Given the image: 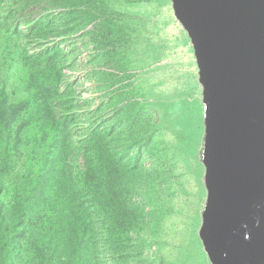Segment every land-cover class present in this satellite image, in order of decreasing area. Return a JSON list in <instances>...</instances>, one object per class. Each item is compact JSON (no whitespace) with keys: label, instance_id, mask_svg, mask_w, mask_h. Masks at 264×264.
<instances>
[{"label":"trees","instance_id":"obj_1","mask_svg":"<svg viewBox=\"0 0 264 264\" xmlns=\"http://www.w3.org/2000/svg\"><path fill=\"white\" fill-rule=\"evenodd\" d=\"M120 1L140 0H0V264H130L135 243L151 238L137 192L148 187L157 211L162 193L149 179L164 169L127 148L143 144L145 129L100 134L92 115L81 124L82 103L63 89L64 51L31 53L18 29L28 24L29 41L101 32L122 41ZM44 15L59 23H39ZM200 107L191 113L196 141Z\"/></svg>","mask_w":264,"mask_h":264},{"label":"rangeland","instance_id":"obj_2","mask_svg":"<svg viewBox=\"0 0 264 264\" xmlns=\"http://www.w3.org/2000/svg\"><path fill=\"white\" fill-rule=\"evenodd\" d=\"M120 2L116 21L125 31L122 41L102 32L96 39L74 33L29 41V26L22 23L21 42L31 53L60 45L66 57L63 89L82 103L81 124L88 125L92 115L100 134L113 127L146 131L141 146L132 141L127 148L140 153L143 166L164 169L149 179L152 186L157 182L163 205L155 211L149 188L138 190L141 205L150 212L146 231L151 238L135 243L139 252L130 264H209L198 238L206 190L200 161L202 105L197 141L191 120L201 104L192 47L169 0ZM58 21L53 15L39 19L45 25ZM2 48L0 42V53Z\"/></svg>","mask_w":264,"mask_h":264},{"label":"water","instance_id":"obj_3","mask_svg":"<svg viewBox=\"0 0 264 264\" xmlns=\"http://www.w3.org/2000/svg\"><path fill=\"white\" fill-rule=\"evenodd\" d=\"M169 2L203 109V252L209 264H264V0Z\"/></svg>","mask_w":264,"mask_h":264}]
</instances>
